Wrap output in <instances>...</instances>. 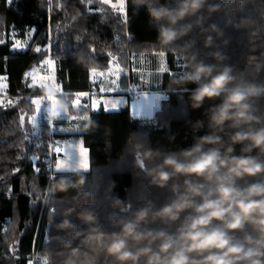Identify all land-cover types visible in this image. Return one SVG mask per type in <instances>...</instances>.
<instances>
[{"label":"trees","instance_id":"obj_1","mask_svg":"<svg viewBox=\"0 0 264 264\" xmlns=\"http://www.w3.org/2000/svg\"><path fill=\"white\" fill-rule=\"evenodd\" d=\"M179 3L180 0H148V6L166 5L170 9H175ZM40 5L41 0H20L19 4L12 5L7 0H0V18L4 20L0 26V39L8 41L0 45V75L8 76L4 99L5 102L19 101L17 108H10L7 113L0 111V177H3L0 179V254L4 253L5 247H15L18 241L16 255L20 260L16 264H28L25 258H31L34 264H44L45 260L47 264H118L114 257L107 254L106 247L110 238L120 233V222L134 218L135 212L146 207L149 201L154 210L170 203L178 195L172 191V184H182L184 180L181 176L170 180L165 187H158L151 183L148 169L162 163L165 155L179 153L192 146L197 137L207 134L210 131L207 111L223 99V96L206 99L200 108L193 109L190 95L197 85L189 83L181 86L173 81L193 71L195 63L203 62L215 65L217 71L225 66L231 67L234 85L251 83L264 86V0H207L196 15L186 16L178 22L177 28L192 24V29L169 45H162L157 40V29L167 21L151 19L148 6L140 5L138 0H127V23H119L123 18L113 14L110 6H105L107 14L103 15V19L106 22H100L101 14L90 16L86 27L87 33L91 35L85 34L84 43L78 47L81 51L85 46L96 47L95 65L98 70L107 69L108 57L104 53L109 51L118 57L120 66L126 69L134 54L165 53L169 72L164 73L165 85L159 89L164 90L166 97L150 119L135 118L130 105L116 111H105L101 107L98 111L87 112L77 111L70 106L73 114L89 116L88 130L78 135L88 148L90 168L87 171L57 173L56 180L64 176L71 181H78L83 177L85 182L66 192H57L53 187L55 180L48 189L52 194L50 197L45 196L49 179L45 171L44 153L48 142L56 141L57 135L47 120L40 119L36 122L32 139L33 143H41L43 147L36 149L34 144L27 141L21 143L23 135L18 126V109L30 111L31 105L25 98H34L37 94L29 87L25 73L39 66L42 59H55L61 43L76 44L75 36L81 34L80 25L79 21H73L71 17L73 9L83 15L85 5L79 0H52L54 44L51 54H37L32 49L43 45L45 41L39 36L49 24L47 9ZM209 5H219V8L210 12ZM198 17L202 18L199 24ZM13 24L23 38L26 26L38 29L37 37L28 42V49L15 52L11 49L9 33ZM58 24L69 27L56 39ZM211 25L216 26L215 31L211 30ZM209 35L213 42L207 46L205 41ZM72 50L65 48L64 57L57 66V82L64 92L94 91L95 86L89 83L90 66L87 58L82 54L74 57L71 55ZM217 53L223 59H219ZM175 56L180 58L186 68L179 75H170V72L177 71ZM193 56L196 57L195 61L192 60ZM4 57L9 58L7 65ZM152 86L157 89L156 85ZM58 97L60 100L63 98L59 94ZM253 103L257 108L256 114L264 117V95L254 99ZM13 118L17 119L15 126L11 123ZM197 121H203L202 126L194 127ZM260 126L264 124L255 125ZM24 130L31 131L27 115ZM221 135L227 139L225 133ZM149 148L158 149L161 155L145 160L144 152ZM235 148L239 154L241 145L237 144ZM34 154L40 156L36 162V167L41 169L39 174L33 171L31 157ZM52 160H55V156ZM247 179H264V176ZM33 183L36 185L35 190ZM9 187L12 190L11 198L7 194ZM84 191L90 192L91 197L84 198ZM117 198L123 202L121 206L114 205ZM51 209H56V212L52 213ZM84 209L93 213L94 220L85 221L81 218L80 213ZM184 215L181 214V220ZM65 219L72 226L58 227ZM179 223H164L159 219L153 221L149 216L141 228L175 232ZM143 243L138 245L129 241V246L135 250Z\"/></svg>","mask_w":264,"mask_h":264},{"label":"clouds","instance_id":"obj_2","mask_svg":"<svg viewBox=\"0 0 264 264\" xmlns=\"http://www.w3.org/2000/svg\"><path fill=\"white\" fill-rule=\"evenodd\" d=\"M206 2L180 0L178 7L170 9L166 5L148 6V0H138L140 5L148 6L151 19L167 21L157 29V40L162 45L190 32L192 24L179 28L176 25L186 16L196 15ZM218 8L219 5H209L210 12ZM201 20L198 17L197 23ZM210 27L216 30L215 25ZM212 42V36H207L206 45ZM216 56L223 59L219 53ZM195 59L193 56L192 60ZM234 80L229 66L217 71L215 65L197 62L193 71L173 81L181 86L197 85L190 95L193 109L200 108L206 99L221 96L223 99L207 111L210 130L207 134L197 137L189 148L165 155L162 163L148 169L151 183L158 187H165L181 176L184 180L182 184H172V191L178 195L170 203L154 210L149 201L135 212L134 218L120 222V233L110 238L106 247L107 254L118 264H141V260L143 264H264V179H247L264 176V126L255 127L264 124V117L256 114L253 103L264 95V86L234 85ZM59 104L62 108L71 106L68 98H62ZM202 124L203 121H197L194 127ZM237 144L241 145L239 154ZM160 155L158 149L149 148L144 159ZM84 182L83 177L71 181L62 176L53 187L57 192H66ZM82 195L87 199L92 194L84 191ZM122 203L118 198L114 201L115 206ZM182 213L185 215L181 220ZM80 216L85 221L94 220L88 209ZM149 216L153 221L180 223L175 232L142 229ZM71 226L67 219L58 225ZM129 241L146 243L133 250Z\"/></svg>","mask_w":264,"mask_h":264},{"label":"snow or ice","instance_id":"obj_3","mask_svg":"<svg viewBox=\"0 0 264 264\" xmlns=\"http://www.w3.org/2000/svg\"><path fill=\"white\" fill-rule=\"evenodd\" d=\"M20 0H7L9 5L13 3L19 4ZM67 2V0H66ZM79 2L85 5V11L83 15L79 13L78 10L73 9V14L71 19L73 21H79L80 25V35L75 36V45H65L61 43L59 45L58 52L56 54L55 59L52 58H45L39 61V67H33L31 71L25 73V78H31L32 84L29 87H38L40 90H47L45 96H38L36 98L28 97L25 98L26 102L31 105L30 111H26L25 109H18V126L20 131L23 135V140L20 141L23 143L27 141L31 144L35 145L36 149H41L43 145L41 143H33V136L34 130L36 127L37 116L41 107L44 104V101L47 100L49 102V106L47 111L50 113L51 118H56L61 114H65L66 118L69 120V127H77L83 129V125L89 121V116L87 115H73V112L70 108H62L59 105V100L57 99V94L63 96V98H68L71 103L72 109H76L77 111L87 112L88 110L91 111H98L101 108V104H103V108L105 111L117 109L122 103H126V96L121 95L118 99L113 100H103L96 98V92H64L62 90L61 84L57 82L56 79V71L57 66L60 64L61 59L64 57L65 48L74 49L71 51V55L74 57L77 54H82L84 57L87 58V64L89 67L90 77L89 83L90 86H96L99 82V92L101 95L105 93H126L128 91H137L140 92L142 95H147V92L144 91L146 87L149 85L157 84L158 78L156 81L149 82L145 78V74L140 72L138 69H133L137 73V82L136 83H129L125 86H122L121 76L127 77L129 75L127 69L122 68L119 63L118 57L113 54L112 52L104 53L108 57V67L106 71H99L98 67L95 65V56L97 49L94 46H85L83 51L78 47V45L83 44V36L85 34L91 35L87 33V20L90 16L101 14L102 19L101 23L106 22L103 19V15L107 14V9L105 6H110L112 9L113 14H119L123 19L119 21V23H127V12H126V4L125 0H119V3H112V0H79ZM95 5V7H93ZM42 8H46L48 12V20L49 24L45 28L44 32L40 33L39 38L43 41L42 46H37L32 51L34 53H41L44 52L46 54H51V50L54 44V37L52 35V28H51V12H52V0H41ZM4 24V20L0 18V26ZM68 25H57L56 32L57 36L56 39L59 38V35L62 31L67 29ZM11 32L9 33L10 37L12 38L11 49L15 52L17 50L23 51L29 48V43L34 38L37 37L38 29L35 26H26L23 30V35L26 37V41H21L16 39V36L20 35L21 33L17 32L15 29V25H11ZM95 31V29H93ZM118 39V38H117ZM5 39H0V45H4L7 43ZM106 47V46H102ZM161 57V67L159 69L160 72H169L167 68L166 60H165V53H157ZM8 57H4L5 65H7ZM175 64L177 66V71L175 73H169L170 75H179L182 71L185 70L186 66L181 62L178 56H175ZM38 71H47L49 72L46 76H37L36 73ZM5 72H7V67L5 66ZM151 75V74H148ZM108 79L109 86H104V80ZM8 76L7 75H0V111L7 113L10 108H17L19 101L13 102L8 100L5 102L4 97L7 94L8 88ZM54 90V91H50ZM28 116V124L30 125L31 131L24 130V123H25V116ZM12 125L15 126L17 124V119L13 118ZM75 147L79 159L77 162L73 163V148ZM88 150L83 147V142L81 141L79 144L73 146L68 144L67 142H60V141H49L47 144V151L44 153L45 156V163L46 169L45 171L48 173L49 179V186L47 188V194L45 196H51L52 194L48 192V189L52 185V183L56 180V174L65 172V171H75V170H87L90 166L89 163V156ZM55 156V160H52V157ZM40 159L39 155H33L31 157L33 163V171L37 174L40 173L41 169L36 167V162ZM86 162V167L84 166ZM16 171H19L17 169ZM71 176V175H65ZM61 177V176H60ZM3 179V177H0ZM36 185L33 183V189L35 190ZM11 188L7 189V194L9 198H11ZM29 196L32 193H28ZM35 204V201H32ZM52 213L56 212V209L50 210ZM18 241L16 242L15 247H5L4 253L0 254V264H16V261L20 260V257L16 255V250L18 249ZM28 260V264H34L31 258H25ZM44 264H47V261H44Z\"/></svg>","mask_w":264,"mask_h":264},{"label":"crops","instance_id":"obj_4","mask_svg":"<svg viewBox=\"0 0 264 264\" xmlns=\"http://www.w3.org/2000/svg\"><path fill=\"white\" fill-rule=\"evenodd\" d=\"M141 59H142V54H134V55L131 56V60H130V68H131V70H130V72H128L129 75L127 76V79H124L122 77L123 75L121 76L120 83H121L122 86H125V85H127L129 83H136L137 82L138 77H137V73H135L133 71V64H134V62H136L137 65H139L140 69H141V66H142V64H140V60ZM29 71H31V69ZM99 71H106V70H100L99 69ZM139 71L141 72V70H139ZM142 73H144V72H142ZM36 75L39 76L38 73H36ZM151 77H153V75L152 76H148V78L145 75V78L147 80H149L150 83L153 82V78H151ZM28 81H29V85H31L33 83L30 77L28 78ZM99 86L100 85H99V82H98L97 85L95 86V90L94 91L97 94L96 98L98 99L100 97L101 101L118 99V98H120L121 95H127L126 96V100H127L126 103H122L117 109L108 110V111H116V110L121 109L124 106L130 105L131 111H132L133 116L135 118H148V117H138L137 116L138 115V111L142 112L143 110H145L144 106L142 105V102H144L145 99L143 98V95L140 92L131 91L132 93H130V94H128V92H127V94L126 93L117 92V93H105V94L101 95L100 92H99ZM104 86H106V87L109 86L108 79L104 80ZM33 89H34L35 92H37V94L34 96V98H36L38 96H45L46 95L47 90H43V91L40 90L39 87H38V84H37V87H34ZM50 91H52V90H50ZM144 91H147V93H153V92H156L157 89H154L152 85H149L148 87H146L144 89ZM135 93H139V97L134 99L133 98V94H135ZM163 93L164 94H161L162 96L159 99L161 101H162V99H164L166 97V93L165 92H163ZM57 99L60 100V98L58 97V94H57ZM48 106H49V102L47 100H45L44 104L42 106L44 108V112H45V118L44 119L45 120H48V119L50 120V122H48V121L47 122L50 123L51 130L53 131V133H56L57 140H59L60 142H66V141H69L71 138H75V137L82 138V137H80L78 135V133L85 132L86 130H88V124L87 123H85L83 125V129L77 128V127H69V123L70 122L66 118L65 114H61L60 116H58V117H56L54 119L51 118L50 114L46 115V111L48 109ZM101 107H103V104H101ZM64 108L66 109L67 106L64 105ZM73 115H76V114H73ZM77 115H86V114H77ZM142 116H144V115H142ZM152 117H153V115L150 116L148 119H150Z\"/></svg>","mask_w":264,"mask_h":264},{"label":"rangeland","instance_id":"obj_5","mask_svg":"<svg viewBox=\"0 0 264 264\" xmlns=\"http://www.w3.org/2000/svg\"><path fill=\"white\" fill-rule=\"evenodd\" d=\"M112 3H119V0H112ZM125 4L127 5V0H125ZM16 39H19L21 41H26V37L23 38L22 36H19V35L16 36ZM165 60H166V57H165ZM140 64H142L141 69H140V66L137 65L136 62H134L133 69L135 68V69L141 70V72L145 73L147 78H148V76H152L153 75V77H151V78H153V81H156L157 78H158V83L157 84H153V85L157 86V91L156 92L147 93L146 96L143 95V98L145 99V101L142 102V105L144 106L145 110H143L142 112L138 111V115L137 116L138 117H148L149 118L150 116L153 115V117H154L157 109H159L160 105H161L160 104L161 100H159L160 97L162 96L161 94H164L163 93L164 90L163 89H159V88L162 87L163 84L165 85L164 79H163V76H164L165 72H160L159 71V69L161 67V57L159 55H157V54H149V55L142 54V59L140 60ZM166 64H167V62H166ZM34 67H39V66H34ZM32 68H31V70H32ZM167 68H168V65H167ZM127 70H128V72H130V70H131L130 66H128ZM37 73L39 74V76H46V75L49 74V72H47V71H38ZM148 74H151V75H148ZM162 81H163V83H162ZM52 91H54V90H52ZM46 114H50V113L48 111H46ZM142 115H144V116H142ZM44 118H45V112H44V108L42 107L40 109V112H39L38 116H37V121L40 120V119L42 120ZM56 141H59V140H56ZM81 141L83 142V147L88 150L87 146L84 143L83 138L75 137V138H71L69 141H66V142L68 144H71V145L75 146V145L79 144ZM88 156H89V153H88ZM73 157H74L73 163L77 162L78 159H79V156H78V153H77L75 147L73 148ZM84 166L85 167L87 166L86 162H85ZM89 168H90V166H89ZM87 170H75V171H87Z\"/></svg>","mask_w":264,"mask_h":264},{"label":"built area","instance_id":"obj_6","mask_svg":"<svg viewBox=\"0 0 264 264\" xmlns=\"http://www.w3.org/2000/svg\"><path fill=\"white\" fill-rule=\"evenodd\" d=\"M130 93H132L131 91H128V94H130ZM137 97H139V93H135V94H133V98L135 99V98H137ZM98 99H100L101 100V98L99 97ZM46 115H49V114H46ZM48 122H50V120L48 119L47 120Z\"/></svg>","mask_w":264,"mask_h":264}]
</instances>
